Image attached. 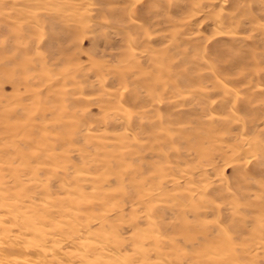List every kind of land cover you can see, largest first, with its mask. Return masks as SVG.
Returning <instances> with one entry per match:
<instances>
[{"label":"rangeland","instance_id":"374dc122","mask_svg":"<svg viewBox=\"0 0 264 264\" xmlns=\"http://www.w3.org/2000/svg\"><path fill=\"white\" fill-rule=\"evenodd\" d=\"M261 158L264 0H0V165L91 192L156 262L264 264Z\"/></svg>","mask_w":264,"mask_h":264},{"label":"bare ground","instance_id":"6f19581e","mask_svg":"<svg viewBox=\"0 0 264 264\" xmlns=\"http://www.w3.org/2000/svg\"><path fill=\"white\" fill-rule=\"evenodd\" d=\"M103 4V12L112 14L113 20L123 22V18H118L120 14L118 17L116 14L120 9L113 13ZM205 135L203 143L194 142L200 145L197 154L202 149L211 151L213 135ZM235 152L234 147L232 153ZM215 159L210 153L207 159L198 162V169L204 172L205 167L215 163ZM5 164L0 165V264H152L151 259L162 264L154 260L156 256L148 255L145 245L139 242L140 234L126 236L130 227L116 225L109 206L96 203L91 192L73 193L63 189L49 192V188L37 183L38 175L34 171L19 173L16 167ZM263 166L264 158H261L254 169L259 167L264 172Z\"/></svg>","mask_w":264,"mask_h":264}]
</instances>
